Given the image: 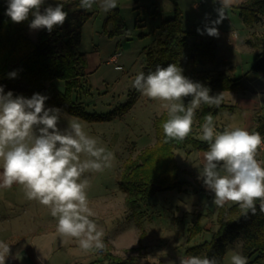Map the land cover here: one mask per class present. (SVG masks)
<instances>
[{
	"label": "clouds",
	"instance_id": "9594fccd",
	"mask_svg": "<svg viewBox=\"0 0 264 264\" xmlns=\"http://www.w3.org/2000/svg\"><path fill=\"white\" fill-rule=\"evenodd\" d=\"M45 5V0H7L5 15L13 23L29 22L30 30L63 26L67 13L64 3ZM99 3L104 12L117 7V0H79V7L90 10ZM199 0L193 5L198 7ZM215 18L205 13L200 35L218 38L220 25L226 17L230 0H212ZM19 70L7 73L15 79ZM131 86L141 95L162 102L167 119L162 122L163 142H182L193 131L196 110L202 104L219 107L222 93L211 95V89L199 81L183 75V69L174 63L157 65L147 74L138 73ZM185 97H191L187 104ZM47 95L35 92L31 97L5 92L0 84V188L10 189L14 184L23 188L26 199L36 201L49 210L56 219V232L61 238H71L85 253L105 248L104 233L92 217L87 189L90 181L81 179L85 173H101L113 166L114 155L88 135L78 120L69 121L61 131L58 127L60 108L46 106ZM200 139L207 142L201 154L203 167L197 179L212 195L218 208L238 205L243 216L264 214V164L257 159L264 147V138L258 132L241 127H225L217 131L212 115L204 117ZM83 157V158H82ZM0 264H5L9 246L0 242ZM40 264L47 260L42 254ZM179 264H218L207 256L180 258ZM230 264H248L240 254L230 257Z\"/></svg>",
	"mask_w": 264,
	"mask_h": 264
},
{
	"label": "rangeland",
	"instance_id": "374dc122",
	"mask_svg": "<svg viewBox=\"0 0 264 264\" xmlns=\"http://www.w3.org/2000/svg\"><path fill=\"white\" fill-rule=\"evenodd\" d=\"M57 1L45 0L44 6L54 5ZM148 2V0H117L128 38L123 35H109L105 31L106 12L100 8L99 3L87 10L92 13L81 25V40L78 46V49L85 52L93 61L87 63L85 69L87 80L80 92V98L85 102V110L108 111L115 105L124 103L128 96H132V91L135 89L131 86V82L138 73L142 72V64L146 58L147 48L143 49L142 45L152 43V38H143L140 32L148 31L161 18L167 17V13L160 16L151 14L147 7ZM202 12L211 14L212 18L216 16L213 8H204ZM226 17L218 25L220 32L218 38L207 34H191L189 38L213 41L216 61L204 68L229 70V64H232L238 75L250 68L257 52L255 47L245 42V38L264 37V21L254 23L253 26L246 25L239 17L235 5L226 8ZM204 18V14L200 15L192 8H187L181 16L182 28L188 31L196 30L197 27L203 28ZM140 22H143V25L137 24ZM110 27L108 24L107 29ZM38 31L29 29V36L34 39ZM115 44L117 45L114 46ZM114 51L120 52L117 58L118 63L122 65L121 69H114L113 63L109 60V56ZM58 86L63 89V82L58 81ZM161 105L162 102L144 97L136 90L135 101L128 111L112 119L87 121L60 110L58 127L63 131L69 121L78 120L88 135L96 138L100 146L114 155L111 168L101 173H85L81 178L90 181L87 195L89 206L96 214L92 219L103 231L104 239L112 244V252L120 255L139 253L142 262L179 264L180 258L195 256L186 251L188 246L208 238L206 235L209 230L203 229V233H198L187 241V228L199 213L205 211V207L213 208L214 204L204 195L191 190L188 192L177 189L161 190L153 195L155 197L150 196L143 202L142 216L136 219L131 216L124 201L125 194L116 183L122 161L127 156L135 155L143 146L154 140L152 122L154 116L162 111ZM46 106L52 105L46 104ZM221 113L224 114L220 111ZM237 117H241L238 110L235 115V118ZM195 132L198 133L197 130ZM183 150L195 151V148L191 145L182 146L180 149L176 147L175 152L180 161ZM185 174V172L181 173V177L187 178ZM135 219L141 220L147 233L143 239L144 247L130 250V247L138 244ZM200 221L208 226L211 220L203 215ZM46 222L53 223L56 219L50 215L47 208L34 200L26 199L21 186L14 184L10 189L0 188V236L17 234L19 230L16 228L23 231L32 230L39 226V223ZM214 229L213 226L212 230ZM109 239H112V242ZM101 251L96 252L97 257H100ZM233 254H240V249L228 247L222 259L217 261L218 264H230V257ZM251 264L257 263L252 260Z\"/></svg>",
	"mask_w": 264,
	"mask_h": 264
},
{
	"label": "trees",
	"instance_id": "16d2710c",
	"mask_svg": "<svg viewBox=\"0 0 264 264\" xmlns=\"http://www.w3.org/2000/svg\"><path fill=\"white\" fill-rule=\"evenodd\" d=\"M62 2L63 0H58L53 6ZM6 8L7 0H0V84L5 85V92L12 90L14 95L22 94L25 97L39 92L49 97L46 104L59 107L60 110L87 121L108 120L128 111L135 101L136 90L124 103L106 113L86 111L77 98L87 80L86 53L78 49L81 25L92 13L80 8L79 0H68L64 3L63 10L68 15L63 26L54 28L51 34L46 29H40L34 39L29 36L28 26L33 17L30 15L29 19L22 23H13L10 17L5 15ZM237 8L246 25L253 26L254 23L264 21V0H242ZM104 24L109 35L127 34L118 7L108 12ZM108 24L111 26L109 29ZM156 29L154 43L145 51L143 73L155 70L157 65L167 66L168 63H174L183 69V75L208 86L211 95L225 89L243 88L239 78L232 76V66H229V70L204 68L216 61L214 43L211 40L190 39L191 34L198 33L196 30L188 31L182 28L180 12L177 9L174 15L162 18ZM246 42L258 48L250 69L264 72V37H248ZM12 70H19L15 79L7 77V73ZM58 81L63 82V89L58 86ZM190 99L191 97H185L184 103L187 104ZM218 108L202 104L196 110L193 131L182 142L164 143L161 124L167 119L166 111L155 116L153 143L140 149L134 156L126 157L116 176V183L125 194L124 201L131 216L136 219L141 217L143 202L158 191H186L188 182L179 176L181 168L174 148L191 145L197 149H207V142L195 135V128L200 127L204 123V117L216 113ZM252 132L264 134V113L257 116ZM196 190L205 193L203 188ZM206 215L210 216L211 212H206ZM201 216L203 214L199 213L187 228V241L204 229L200 221ZM216 223L217 228L212 231L209 239L188 246L186 251L195 256L214 257L219 261L226 249L233 247L240 240L241 255L247 258L248 264L252 263L255 253H264V214L259 212L258 201L256 215L249 214L247 217L242 215L238 205L217 207ZM135 225L138 229V244L130 247V250L144 247L143 239L147 233L141 220H136ZM104 243L105 248L100 257L88 264H163L142 262L139 253L115 254L107 239H104Z\"/></svg>",
	"mask_w": 264,
	"mask_h": 264
},
{
	"label": "crops",
	"instance_id": "0c3cea01",
	"mask_svg": "<svg viewBox=\"0 0 264 264\" xmlns=\"http://www.w3.org/2000/svg\"><path fill=\"white\" fill-rule=\"evenodd\" d=\"M148 1H149L147 5L148 10L151 14L155 16L156 15L160 16L163 13H167V17L172 16L174 15L176 9L180 12V16H182V14L185 13V10H187V8H192L196 13L200 15L201 14L205 15V13L202 12V9L204 8L214 9L212 0L199 1L198 7H193V5L197 3V0H148ZM241 1L242 0H230L229 5L238 6V4ZM107 14L108 12H106V16ZM158 23L155 24L154 27H152L151 29H148V31L140 32L143 34V38H147V37H150V39L152 38V43H146L142 45L143 49L151 46L154 43V38L157 33L156 26L158 25ZM137 24L140 26L143 25V22ZM181 25H182V20H181ZM124 37L126 38L127 35H125ZM248 37L249 36H247L245 39H247ZM117 44H115L114 46H116ZM255 49H257L258 51L257 47H255ZM86 58H87V63L88 61L93 63V61L88 58L87 54H86ZM118 58L115 63L111 62L113 63L114 69L116 70L122 68V65L118 63ZM145 60L146 58L143 61L142 68L145 64ZM116 64H119L120 67L117 68ZM231 65L232 64H229V66ZM232 76L235 78H239V80L243 83V88L238 90L225 89L222 91L214 92V95L217 93H222L224 99L222 101V105L219 106L217 112L210 115H212L213 117L214 125L217 131L220 129L224 130L225 127H230V128L241 127L252 132L257 122V116L262 115V113H264V72L254 71L249 68L237 75V72H235V67H233ZM88 89L90 90L89 87ZM77 98L80 102L83 103L84 106L85 104V102H83L84 99L80 98V95H78ZM128 98L129 96L127 97V99ZM119 104L115 105L112 109L119 106ZM111 110L108 111L94 110L89 112L106 113ZM236 110L240 112L241 117L235 118ZM163 111L165 110L162 108V111L157 113L155 116L160 115ZM220 111L223 112L224 114L222 113L220 114ZM194 121L196 122L195 119ZM152 126H153V122H152ZM195 130H197L198 132L195 133V135L197 137L200 136L201 135L200 127H196ZM153 133H154V128H153ZM261 137L264 138V134L261 135ZM154 139H155V134H154ZM153 141L149 144H146L145 146L152 144ZM178 148L180 149L181 147ZM206 150L207 149H197V148H195V151L183 150V155L180 161L177 158V153L175 152L176 147L174 148L175 157L181 168L179 171V176L180 178L188 182L186 186L187 189L184 192H188L189 190H191L194 193L204 195L212 202V195L205 190V188L202 186V182L197 179L198 172L202 171V167H203L201 154ZM257 159L262 164H264V147H262L258 151ZM183 172L186 173L185 175L187 176V178L181 177V173ZM188 177L191 180H189ZM198 188H203L205 190V193L197 191L196 189ZM151 197H155V196H151ZM229 206L231 205H227V204L225 205L226 208ZM204 210L205 211H202V214L205 215V218H209L211 220L210 222H208V226L207 224L202 223L204 229L209 230V233H207L208 235H206L208 238H204V239H209L213 231L212 230L213 226L215 227V229L217 228V223H216L217 206L214 205L213 208L205 207ZM208 211L211 212L210 216L206 215V212ZM39 224H40L39 226L33 228L32 230L23 231L20 230V228H16V230H19L17 231L18 232L17 234L10 235L9 233L7 236H0V242H3L9 246V253L5 258V264H40V261L37 259V257L40 256L41 254L47 257V260L44 261V264H88L97 257L96 252L85 253L83 250H81L78 246V242L75 239L61 238L58 234H54L57 233L56 222L53 223L46 222L44 224L42 223ZM200 233L203 232L201 231ZM51 235H54L55 237ZM236 244L233 246V248L237 247V249H240L241 241L240 240L237 241ZM2 252L3 249H0V253ZM93 254L95 256H93ZM240 255H241V251H240ZM252 260L255 261L257 264H264V253H260V252L255 253L252 256Z\"/></svg>",
	"mask_w": 264,
	"mask_h": 264
},
{
	"label": "built area",
	"instance_id": "2783aa9c",
	"mask_svg": "<svg viewBox=\"0 0 264 264\" xmlns=\"http://www.w3.org/2000/svg\"><path fill=\"white\" fill-rule=\"evenodd\" d=\"M119 53L118 52H113L110 56H109V60L113 63H115L117 61V57H118ZM116 67H120L119 64H116Z\"/></svg>",
	"mask_w": 264,
	"mask_h": 264
}]
</instances>
